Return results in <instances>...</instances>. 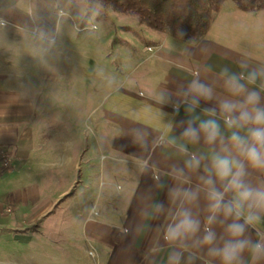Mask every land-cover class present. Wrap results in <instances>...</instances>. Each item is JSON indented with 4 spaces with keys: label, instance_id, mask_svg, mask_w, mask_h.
<instances>
[{
    "label": "crops",
    "instance_id": "crops-1",
    "mask_svg": "<svg viewBox=\"0 0 264 264\" xmlns=\"http://www.w3.org/2000/svg\"><path fill=\"white\" fill-rule=\"evenodd\" d=\"M57 1L0 0V159L3 152L10 159L8 166L0 165V250L12 242L28 250L35 238L36 264H174L173 252L182 254L180 264H220L196 240L208 215L201 180L207 176L205 166L233 131L246 134V129L225 125L220 102L242 100L243 95H230L223 72L243 77L241 83L258 92L264 106V74H259L264 73V59L230 38L225 43L211 34L212 25L195 44L146 30L142 49L137 40L133 51H127L133 62L130 81L121 80L108 92L107 84L103 92L100 88L96 107L84 113L83 100L66 106L54 100L51 87L38 83V76L34 79L42 61L19 33L34 24L45 4L53 9ZM18 42L26 46L15 50ZM252 70L258 76L248 84ZM194 80L210 86L213 97L201 99L188 112L195 99L188 94ZM206 108L215 109V115ZM209 118L219 123L224 143L218 138L207 144L203 133L195 143L181 137L189 120L196 127ZM192 155L201 160L200 168L185 166ZM231 155L243 160L235 149ZM176 169H183L182 177L177 178ZM244 179L260 185L264 171L247 168ZM173 189L199 190L197 200L184 205L201 221L197 237L165 240L180 205L170 196ZM157 204L164 205L162 211ZM259 215L245 232L254 242L264 237V211ZM234 219L213 225L218 243L220 236L227 238L223 229ZM242 259L244 264H264L247 250Z\"/></svg>",
    "mask_w": 264,
    "mask_h": 264
},
{
    "label": "rangeland",
    "instance_id": "rangeland-1",
    "mask_svg": "<svg viewBox=\"0 0 264 264\" xmlns=\"http://www.w3.org/2000/svg\"><path fill=\"white\" fill-rule=\"evenodd\" d=\"M224 5L212 24L211 34L225 43L230 38L264 59V10L242 11L232 0H226ZM146 30L151 28L96 1L58 0L53 9L45 4L34 24L17 32L42 61L34 79L38 76V83L51 87L54 100L66 106L83 100L81 112L88 113L96 107L100 88L103 92L107 84L108 92L119 81H130L134 75L133 62L127 58V51H133L137 40L142 49ZM26 44L18 42L14 49ZM42 75H45L43 79ZM87 124L88 120L81 122L83 127ZM45 241L50 242L47 238ZM36 242L33 238L28 250L18 242L10 243V247L2 244L0 264H36Z\"/></svg>",
    "mask_w": 264,
    "mask_h": 264
},
{
    "label": "clouds",
    "instance_id": "clouds-1",
    "mask_svg": "<svg viewBox=\"0 0 264 264\" xmlns=\"http://www.w3.org/2000/svg\"><path fill=\"white\" fill-rule=\"evenodd\" d=\"M227 77L225 88L234 97L243 95L242 100H224L219 104L220 111L224 113V122L229 129H246L245 135L239 131H233L227 138V143L219 151H214L210 157V165L205 166L206 177H201L206 187L207 212L204 219L203 235L198 237V246L207 249V255L218 258L220 264H244L242 254L249 251L254 260L264 259V237L252 241L245 237L247 226L260 220V211H264V183L253 186L245 181L247 168L264 171V106L260 104V95L256 91H249L244 83L243 77L237 74H229L224 70ZM264 74V73H259ZM258 76L256 70L248 73L247 83H255ZM195 97L192 105L186 109L188 112L198 106L201 99L211 100L213 90L210 86L194 80L189 85V93ZM173 110L179 111V105L173 104ZM210 116L215 115V109H204ZM238 113V115L236 114ZM198 119V118H197ZM201 133L204 142L214 144L218 138L224 143L220 133V126L216 119L209 118L201 120L198 126L193 127V121H188V126L181 132V137L190 142H199ZM175 144L176 139L170 141ZM183 151L187 148L181 146ZM235 149L243 160L231 155ZM227 153V154H225ZM247 167H246V164ZM201 160L195 155L185 162L189 169L200 168ZM177 178L183 176V169H176ZM221 185L220 188L216 184ZM199 190H176L170 191L173 199H178L180 205L175 213L173 221L165 229L164 238L167 241L175 242L197 237L201 231V221L194 216L189 208L184 205L194 203L198 198ZM231 193V198L225 199ZM156 208L163 210V204H157ZM247 209V214L244 210ZM224 219H219V217ZM229 217H235L231 223H227L223 229L225 236H220L218 243L217 233L213 225L219 222L224 224ZM174 264H180L182 254L173 252ZM192 258L189 257V260Z\"/></svg>",
    "mask_w": 264,
    "mask_h": 264
},
{
    "label": "trees",
    "instance_id": "trees-1",
    "mask_svg": "<svg viewBox=\"0 0 264 264\" xmlns=\"http://www.w3.org/2000/svg\"><path fill=\"white\" fill-rule=\"evenodd\" d=\"M117 13L134 17L155 31L189 44L209 31L226 0H88ZM242 11L264 10V0H232Z\"/></svg>",
    "mask_w": 264,
    "mask_h": 264
},
{
    "label": "built area",
    "instance_id": "built-area-1",
    "mask_svg": "<svg viewBox=\"0 0 264 264\" xmlns=\"http://www.w3.org/2000/svg\"><path fill=\"white\" fill-rule=\"evenodd\" d=\"M86 28V27H85ZM149 49V48H148ZM173 108V107H172ZM176 112V111H175ZM161 141H162V138H161ZM10 163V159H9V155L5 152H3L2 156H1V159H0V165L1 166H8ZM8 211V209H3L1 211V215L5 214L6 212ZM91 255H93V253L91 252Z\"/></svg>",
    "mask_w": 264,
    "mask_h": 264
}]
</instances>
